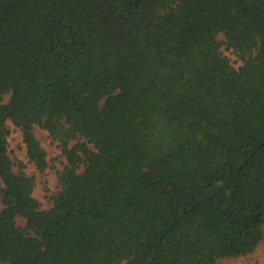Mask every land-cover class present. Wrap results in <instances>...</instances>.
<instances>
[{"label":"trees","instance_id":"trees-1","mask_svg":"<svg viewBox=\"0 0 264 264\" xmlns=\"http://www.w3.org/2000/svg\"><path fill=\"white\" fill-rule=\"evenodd\" d=\"M9 120L44 176L36 126L61 148L48 208ZM263 240L264 0H0V264H219Z\"/></svg>","mask_w":264,"mask_h":264},{"label":"rangeland","instance_id":"rangeland-1","mask_svg":"<svg viewBox=\"0 0 264 264\" xmlns=\"http://www.w3.org/2000/svg\"><path fill=\"white\" fill-rule=\"evenodd\" d=\"M223 35L220 34V38L223 39ZM223 51L227 54L236 66L242 64V61L239 59L236 53L232 49L223 46ZM9 99V95L5 97V101ZM10 127V136H9V150L10 154L14 159H19L25 162L26 171L30 174L35 175L36 177V186L34 189V195L38 197L41 201L43 208H48L50 202L47 195L50 193L45 188V180L51 189L56 190L58 187V176L57 170L63 167V162L65 161L61 155V148L58 146L57 142L52 139L49 132L46 129L36 126L35 131L39 137L42 145L46 148L48 153V158L54 162L55 167H48L45 173V176L39 171L36 165L31 162L27 156L26 144L23 141V132L16 126L11 120L8 121ZM20 223H24V219L21 217L18 218ZM219 264H264V240L258 249L251 255L240 256L236 258H225Z\"/></svg>","mask_w":264,"mask_h":264}]
</instances>
